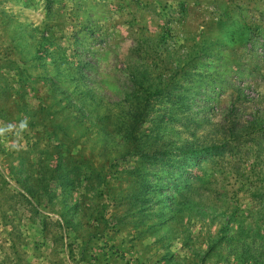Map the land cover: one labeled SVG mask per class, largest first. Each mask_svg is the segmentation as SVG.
I'll use <instances>...</instances> for the list:
<instances>
[{
	"label": "rangeland",
	"instance_id": "1",
	"mask_svg": "<svg viewBox=\"0 0 264 264\" xmlns=\"http://www.w3.org/2000/svg\"><path fill=\"white\" fill-rule=\"evenodd\" d=\"M0 264H264V0H0Z\"/></svg>",
	"mask_w": 264,
	"mask_h": 264
},
{
	"label": "trees",
	"instance_id": "2",
	"mask_svg": "<svg viewBox=\"0 0 264 264\" xmlns=\"http://www.w3.org/2000/svg\"><path fill=\"white\" fill-rule=\"evenodd\" d=\"M192 156L196 155L195 153H191ZM156 158V159H155ZM157 158H164V153L160 152L157 153L154 157L155 160H158Z\"/></svg>",
	"mask_w": 264,
	"mask_h": 264
}]
</instances>
